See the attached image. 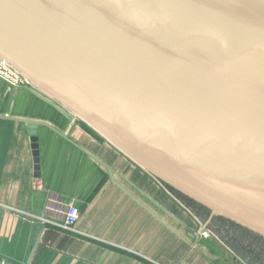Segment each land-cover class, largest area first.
<instances>
[{
    "label": "water",
    "instance_id": "1",
    "mask_svg": "<svg viewBox=\"0 0 264 264\" xmlns=\"http://www.w3.org/2000/svg\"><path fill=\"white\" fill-rule=\"evenodd\" d=\"M0 58L264 264V0H0Z\"/></svg>",
    "mask_w": 264,
    "mask_h": 264
},
{
    "label": "crops",
    "instance_id": "2",
    "mask_svg": "<svg viewBox=\"0 0 264 264\" xmlns=\"http://www.w3.org/2000/svg\"><path fill=\"white\" fill-rule=\"evenodd\" d=\"M49 195L78 210L76 232L38 220ZM201 227L84 123L0 79V264H247Z\"/></svg>",
    "mask_w": 264,
    "mask_h": 264
},
{
    "label": "built area",
    "instance_id": "3",
    "mask_svg": "<svg viewBox=\"0 0 264 264\" xmlns=\"http://www.w3.org/2000/svg\"><path fill=\"white\" fill-rule=\"evenodd\" d=\"M0 79L12 86L27 85L26 80L0 58ZM79 212L72 203H65L60 197L49 195L44 207V215L38 220L67 232H76Z\"/></svg>",
    "mask_w": 264,
    "mask_h": 264
}]
</instances>
